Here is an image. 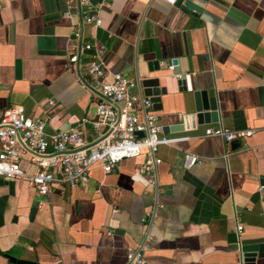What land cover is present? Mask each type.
I'll use <instances>...</instances> for the list:
<instances>
[{
  "label": "crops",
  "instance_id": "0c3cea01",
  "mask_svg": "<svg viewBox=\"0 0 264 264\" xmlns=\"http://www.w3.org/2000/svg\"><path fill=\"white\" fill-rule=\"evenodd\" d=\"M183 1L197 12L158 0H112L98 9L100 0H91L101 19L94 28L63 19L64 0H0V110L21 107L46 134L91 119L99 96L84 76L89 43L102 47L108 73L136 83L140 98L148 99L140 80H157L159 109L151 104L147 111L167 140L157 149L155 186L141 169L145 149L109 173L95 163L85 187L53 184L47 197L22 179L0 178V264H15L10 257L124 264L127 249L142 241L140 219L150 210L155 243L147 264H264V0ZM70 52L76 62L68 61ZM200 94L206 117L194 129H178L196 98L202 103ZM134 112L141 118L140 103ZM206 127L253 134L232 148L203 137ZM84 136L90 139L88 126ZM183 153L201 164L182 169Z\"/></svg>",
  "mask_w": 264,
  "mask_h": 264
},
{
  "label": "built area",
  "instance_id": "2783aa9c",
  "mask_svg": "<svg viewBox=\"0 0 264 264\" xmlns=\"http://www.w3.org/2000/svg\"><path fill=\"white\" fill-rule=\"evenodd\" d=\"M90 1L64 0L61 17L66 20L78 19L80 23L94 28L100 27L98 11L89 9ZM111 1L100 0L98 9L107 8ZM158 1L173 6L176 0ZM73 37L78 38V34L73 33ZM83 49L92 52L84 64V76L88 86L99 96L93 117H82L74 127L46 134L43 123L25 116L21 107L0 110V178L22 179L39 197H47L53 184H62L69 189L85 187L89 168L95 163L101 164L103 173H109L117 163L135 159L145 149L141 169L146 183L155 186V169L160 164L157 149L167 140L160 135L157 117L147 111L151 103L135 92L136 83L133 80L105 70L101 58L102 47L96 48L88 43ZM68 61H77L72 52ZM136 103L141 104V118L134 112ZM85 126L90 128L88 140L84 136ZM252 134V130L223 127H206L203 130V137L218 138L227 145L247 139ZM200 164L201 160L193 154L183 153L181 156L180 166L184 170ZM155 207H159L157 203ZM153 214L154 211L150 210L141 217L144 230L142 241L137 247L127 249L124 264H147L145 253L155 243L149 234ZM240 232L241 225L238 224L237 235Z\"/></svg>",
  "mask_w": 264,
  "mask_h": 264
},
{
  "label": "water",
  "instance_id": "95a60500",
  "mask_svg": "<svg viewBox=\"0 0 264 264\" xmlns=\"http://www.w3.org/2000/svg\"><path fill=\"white\" fill-rule=\"evenodd\" d=\"M184 6L186 9L197 12V9L195 6H193L191 3L188 1H183V0H176L173 6H178V5ZM171 66L175 65V61H170L169 63ZM174 74H178L173 70ZM81 79V77H80ZM185 79V78H183ZM140 87L143 89L142 94L145 97H148L149 102L154 106V109H159V100H160V95L163 94V91L159 88H157V80L156 79H141L139 82ZM202 97V103L199 105L197 103V98L195 103L193 104V111L191 113H186L179 117V120L181 121V124L178 125V129H194L195 127V121H200L202 118L206 117L205 114L208 112V104L204 100V94H200ZM197 97V96H196ZM157 106V107H156ZM140 137L141 134H138ZM231 147H237V144L232 143ZM37 207V202L34 203L33 208L30 211V218L33 216V213L35 212ZM10 262L15 263V264H29L28 262L21 261V260H16L14 258H9Z\"/></svg>",
  "mask_w": 264,
  "mask_h": 264
}]
</instances>
